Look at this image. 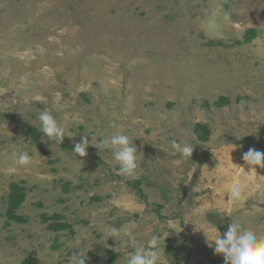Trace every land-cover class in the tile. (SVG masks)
Returning <instances> with one entry per match:
<instances>
[{
	"label": "rangeland",
	"instance_id": "rangeland-1",
	"mask_svg": "<svg viewBox=\"0 0 264 264\" xmlns=\"http://www.w3.org/2000/svg\"><path fill=\"white\" fill-rule=\"evenodd\" d=\"M45 110L71 147L44 137ZM85 131L98 145L118 131L135 140V176L102 145L78 157ZM249 148L264 152V0H0V264H125L153 234L164 264H223L195 225L223 234L233 218L264 233V168L248 169ZM11 181L26 187L21 221L5 215Z\"/></svg>",
	"mask_w": 264,
	"mask_h": 264
},
{
	"label": "clouds",
	"instance_id": "clouds-1",
	"mask_svg": "<svg viewBox=\"0 0 264 264\" xmlns=\"http://www.w3.org/2000/svg\"><path fill=\"white\" fill-rule=\"evenodd\" d=\"M38 119L40 121V131L44 137L57 145H61L65 139V128L58 124L51 112L48 110L41 112ZM79 123H83V121L81 120ZM85 132L90 134L87 131ZM237 138L240 137L237 136ZM134 141L123 131H118L102 139L99 145L93 143L92 135L91 141L88 136H82L78 142L74 143L73 151L78 157H85L90 143L99 149L102 145L104 148L111 150L114 160L118 163L117 174L134 177L139 167L138 148ZM171 148L173 149V155L184 158H191L194 150L192 144L188 142L181 144L177 143L176 140L171 141ZM242 158L248 169L255 171L256 167L264 168V152L249 148L243 153ZM30 162L31 157L27 151L20 152L14 161L15 164L20 166H26ZM229 172L230 166L226 164L225 167L218 170L216 179L219 180L228 176ZM245 187L246 185L239 181L231 183L226 188L227 199L234 203L241 201ZM223 215H220L221 218H223ZM195 228L197 231L203 230L208 247L213 249L214 254L222 255L223 264H264V233H259L233 218L223 234L215 224L211 233L203 226L198 227L195 225ZM109 236L116 239L119 236V231L113 228ZM85 261L86 259L78 254L72 257V264H85ZM125 264H164L159 252V237L153 234L147 243H136L133 250L125 256Z\"/></svg>",
	"mask_w": 264,
	"mask_h": 264
},
{
	"label": "trees",
	"instance_id": "trees-1",
	"mask_svg": "<svg viewBox=\"0 0 264 264\" xmlns=\"http://www.w3.org/2000/svg\"><path fill=\"white\" fill-rule=\"evenodd\" d=\"M250 33H254L252 30H248L244 36L246 38H250ZM239 43H241L242 41L238 40ZM221 100L217 101V105H221L222 103H226L228 101L227 98L223 97L220 98ZM25 127L30 135V137L32 138L33 142H35L36 144H38V141L41 137V133L38 132V130L36 129V127L29 125V124H25ZM206 125L205 124H201V123H197L195 125L194 128V133L197 135V137L199 139L202 140H206L208 138L209 135V131H207V129L205 128ZM205 129V132H201V129ZM62 148H68L71 147L69 145H61ZM73 147V146H72ZM26 196V187L24 186V181H11L9 183V192H8V199H7V208H6V218L8 220H15V221H21L23 218L18 215L16 213V210L18 209V207L22 204V202L24 201ZM51 229L53 230H59V229H65L68 225L67 223H59V222H52L48 225ZM23 264H32L30 259H27L25 261V263Z\"/></svg>",
	"mask_w": 264,
	"mask_h": 264
}]
</instances>
